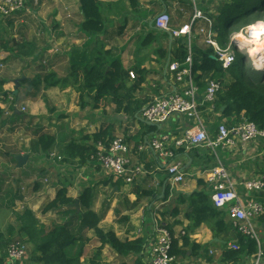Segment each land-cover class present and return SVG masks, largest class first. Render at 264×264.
I'll return each mask as SVG.
<instances>
[{
  "label": "crops",
  "instance_id": "obj_1",
  "mask_svg": "<svg viewBox=\"0 0 264 264\" xmlns=\"http://www.w3.org/2000/svg\"><path fill=\"white\" fill-rule=\"evenodd\" d=\"M80 1L26 0L22 13L0 25L1 30H7L6 42L0 37V82L2 92L12 97L4 102L5 111L0 114V212L28 209L48 228L63 225L69 221L67 216L60 212L43 214V209L59 190L65 189L68 198L79 201L80 195L91 189V210L101 216L100 229L114 233L123 242L142 241L139 253L120 254L104 245L102 264H152L155 223L162 224V214L175 210L179 215L167 217V225L180 248L184 236L190 239L183 249L185 254L176 257L177 264H253L255 256L248 251L236 263L225 262V252L231 246L242 247V237L228 215V231L219 237H214L207 225L195 232L188 229L192 212L189 196L204 192L211 197L213 187L208 184L207 175L213 168L223 167L235 184L241 204L256 201L264 205V191L249 193L244 188L246 182L264 178V140L237 142L227 148L176 149L174 141L195 125L192 119L175 114L164 123L153 124L142 118L148 105L174 93L182 94L187 88V79L179 82L170 70L179 46L187 39L171 42L168 33L155 29V17L167 13L172 28L180 29L190 23L195 8L207 16L218 17L226 0H137L136 4L130 0H100L106 23L100 33L90 35L82 31ZM190 41L192 54L193 50L210 48L197 34ZM101 46L111 51L113 59H120L135 79L125 80V89L120 93L123 107L110 96L105 107L91 105L81 109L76 88L83 81L72 74V67L85 65ZM183 68L181 65L180 70ZM41 74L54 75L50 87L31 86L33 80L45 77ZM19 79L22 80L16 97L14 81ZM208 81L195 80L200 104ZM126 109L137 111L131 114ZM221 112H217L216 103L213 109L201 108L211 141L217 138L221 124H230L221 119ZM101 132L105 133L104 143L122 138L129 147L130 166L142 168L143 173L131 184L104 172L95 159L99 143L94 135ZM166 135L175 151L173 160L158 156L150 148L153 141ZM42 136L55 139L48 154L40 149L38 142ZM71 144L82 150H69ZM86 149L93 151L84 153ZM18 155L29 156L21 168L15 160ZM174 162L181 164L185 174V181L175 186L167 169ZM53 216L56 219L50 218ZM78 224L73 222L75 230ZM253 224L257 232L260 230L263 243L258 238L264 251V220L259 218ZM76 233L80 241L74 255L81 252V262L89 263L99 253L101 242L94 230Z\"/></svg>",
  "mask_w": 264,
  "mask_h": 264
},
{
  "label": "trees",
  "instance_id": "obj_2",
  "mask_svg": "<svg viewBox=\"0 0 264 264\" xmlns=\"http://www.w3.org/2000/svg\"><path fill=\"white\" fill-rule=\"evenodd\" d=\"M130 1L133 4L137 3V0ZM80 7L84 17L82 31L89 35L100 33L106 23L100 0H81ZM218 12L219 16L215 18L212 16V18L214 21L217 18L225 19L227 38L229 37L227 28L230 31L239 30L256 22L264 25V23L259 22H264V0H231V2L223 4ZM178 53V57L173 63L184 64L188 55L187 42L179 46ZM212 56H216L213 48L193 50V76L198 82L202 79H209L222 83L223 88L218 94L216 102L217 112H221L222 108H225L221 112V119L229 122V125H235L243 119H247L259 129L264 130V65L255 68L248 55L242 54L241 67L237 76L232 70L236 60L230 67L224 68L222 63L214 60ZM72 74L81 77L83 81L76 88L78 93L77 104L81 109L91 105L93 107H105L110 96H114L113 101L120 108L123 107L124 100H122L120 93L125 89V80L130 78V72L124 69L120 59H113L111 51H106L104 46L99 47L85 65H74ZM51 77L54 78V75L39 77L37 80H33L31 86L45 85L50 87L52 85ZM228 77L230 83H227ZM2 87L3 83L0 82V95L5 94L2 92ZM126 111L134 114L137 109L131 112L126 109ZM104 136L105 133L101 132L94 135V139L98 143H109H104ZM38 143L40 149L48 154L54 147L55 139L51 136H42ZM68 149L72 151L82 150L75 144L69 145ZM92 151V149H86L84 153L88 152L89 154ZM168 194L169 190H167L165 198ZM79 201L80 208H76V201L67 197L66 190H59L56 198L43 209V214L60 212L67 216L69 221L66 224L54 225L51 228H48L28 209L23 212L14 211V223L8 224L6 230H2L0 227V264H9L7 250L12 243L16 242L17 238L31 246V255L16 262V264H102L101 251L104 245H110L120 254L139 253L141 251V240L123 242L114 233H105L100 229L101 216L91 210L93 202L91 189H86L80 195ZM189 202L192 212L189 216L191 225L188 229L191 232H195L202 225H207L214 237H219L228 231V214L223 210L216 209L208 194L195 192L189 196ZM63 209L65 210L63 211ZM172 215L177 217L179 215L178 210L169 215L167 212L163 213L162 224H160L170 231L171 228L167 225L166 219ZM261 219L264 220V215ZM74 221L79 223L77 230H94L101 242L102 246L99 253L89 263L81 262V252L74 255V250L80 241L77 237V230L74 229ZM240 237H242L240 239L242 247H238L237 250L226 251V263H236L246 251L250 255L257 254L258 244L256 240L241 234ZM245 238H248L247 242L244 241ZM189 244L190 239L187 235L183 238L181 248L178 240L174 239L171 255L183 256L185 254L183 249ZM195 246L197 247V245ZM5 251L6 256H2Z\"/></svg>",
  "mask_w": 264,
  "mask_h": 264
},
{
  "label": "built area",
  "instance_id": "obj_3",
  "mask_svg": "<svg viewBox=\"0 0 264 264\" xmlns=\"http://www.w3.org/2000/svg\"><path fill=\"white\" fill-rule=\"evenodd\" d=\"M25 8L26 0H0V25L5 20L22 13ZM260 25L256 22L248 26L247 30L236 36L234 40L242 44L241 36L248 37V29H260ZM154 26L159 31L171 34L174 39H187L188 55L185 63H172L170 66V70L176 73L179 82L184 81L185 78L187 79V88L182 94L174 93L169 97L156 100L148 105L142 112L143 120L153 124H161L168 121L175 114H183L192 119L195 125L187 130L181 139L174 141L173 146L176 149L186 148L191 150L205 146L212 149L217 147L227 148L234 146L237 142L250 143L256 140H264V130L259 129L253 122L247 119H243L235 125L221 124L218 129V136L214 141L210 140L204 127L201 118V108L204 106L214 108L217 96L221 92L223 85L217 80H209L202 104L197 101L199 89L193 76L194 62L190 40L194 34L202 37L205 45L213 48L215 57L225 68H228L234 62L232 56L230 57L228 67L225 65L223 58L229 57L228 49H223L215 40V35L213 34L215 21L213 18L195 8L190 23L180 29L172 28V19L167 13H161L156 16ZM260 33H264V26ZM250 39L251 42L256 40L254 36ZM230 62L232 63L230 64ZM181 65L184 67L182 70H180ZM254 67L257 68L256 63H254ZM130 78L135 79L133 72H130ZM6 100H12L11 95L1 94L0 114H3L5 111L4 102ZM170 141L169 135L163 136L159 140L153 141L150 144V148L158 156L167 160H173L175 158V151L169 146ZM140 150H144V148L140 147ZM128 153L129 147L125 141L122 138H116L107 144L99 143L95 159L99 162L104 172L122 178L127 184H131L137 175L143 173V170L141 167L133 168L130 166ZM167 169L174 186L185 181V174L181 170V164L171 163L167 166ZM207 182L213 187L211 200L214 207L227 212L237 233L256 240L258 251L254 255L253 264H264V251L261 249L259 235L253 224L264 215V205L256 201H250L246 206L241 204L235 184L231 180L227 170L223 167L213 168L207 175ZM244 188L249 193L262 192L264 191V178L248 181L244 184ZM155 233L157 237L156 243L152 248V264H177L176 257L171 255V248L175 239L172 232L155 223ZM231 249L237 250L238 246L233 245ZM28 256L27 244L21 241L12 243L7 250V261L9 264H16V262L22 261Z\"/></svg>",
  "mask_w": 264,
  "mask_h": 264
},
{
  "label": "rangeland",
  "instance_id": "obj_4",
  "mask_svg": "<svg viewBox=\"0 0 264 264\" xmlns=\"http://www.w3.org/2000/svg\"><path fill=\"white\" fill-rule=\"evenodd\" d=\"M226 2L229 3V2H231V0H226ZM215 17H217V16L213 15V18H215ZM259 22H263V21H259ZM225 23L226 22H225L224 18H217V20L215 21L216 28L214 29V32H213V34L215 35V40L218 42V44L223 49H228L229 57H226V58L224 57L223 58L224 62H225V65L228 67L229 61H230V57L233 56V58H234V60H236V62L233 64L234 66H233L232 70L237 74V76L239 75V70H240V67H241V59H242L241 56H242V54H247L248 55V58L250 59L251 64L253 66H254V63H256V66L264 65V55H256L255 52H254V48H256L258 43L259 42H264V33H260L262 31V27L264 25H260L261 26V30H259V31H255L254 32V29H252V28L248 29V37H246V36H243V37L248 38L251 41L250 38L254 36L256 38V40L251 42L250 45L242 46V44L237 43V41L234 40V38L236 36L240 35L241 33L245 32L247 30L248 26L247 27H243V28H241L239 30H233V31H230L227 28V30L229 32V37L227 38ZM0 31H1L0 37H2V40L5 41V37L7 36V34H6L7 30H1V27H0ZM238 45H241V46H238ZM231 63L232 62H230V64ZM227 81H229V77H228ZM227 83H230V82H227ZM19 92H20L19 90L18 91H14V95L16 97H18L19 96ZM14 211L15 210L12 209V212L11 211L0 212V227L2 228V230H6L8 224L14 223V216H13V212ZM20 212H22V211H20ZM50 218L53 219V220L56 219L54 216L50 217ZM43 219H45V218H43ZM258 232H259L258 235L260 236V239H261L260 230H258ZM15 241H22V240L20 238H17ZM261 241H262V239H261ZM24 242H25V240H24ZM262 243H263V241H262ZM27 247H29V249L31 250V246L30 245H27ZM2 256H6V251H5V253L2 254Z\"/></svg>",
  "mask_w": 264,
  "mask_h": 264
},
{
  "label": "water",
  "instance_id": "obj_5",
  "mask_svg": "<svg viewBox=\"0 0 264 264\" xmlns=\"http://www.w3.org/2000/svg\"><path fill=\"white\" fill-rule=\"evenodd\" d=\"M155 29H156V28H155ZM168 35H169V39H170V41L172 42L174 38L172 37L171 34L168 33ZM212 58H213L214 60H217V58H216L215 56H212ZM22 79H23V78H22ZM22 79H19V80H15V81H14V85L16 86V87H15V91H18V90H19L20 85H21V80H22ZM28 159H29V156H28V155H18V156H16V158H15V160H16V162H17L19 168L23 167V166L27 163ZM79 206H80V202L77 200V201L75 202V207H76V208H79ZM28 254H29V256L31 255V250L29 249V247H28Z\"/></svg>",
  "mask_w": 264,
  "mask_h": 264
},
{
  "label": "bare ground",
  "instance_id": "obj_6",
  "mask_svg": "<svg viewBox=\"0 0 264 264\" xmlns=\"http://www.w3.org/2000/svg\"><path fill=\"white\" fill-rule=\"evenodd\" d=\"M252 29H254V32H255V31L261 30V27H260V29L259 28H256V29L252 28ZM241 42H242V45H244V46L251 44V41L248 38H245L243 36H241ZM254 52L256 55H264V42H259L258 45L256 46V48H254Z\"/></svg>",
  "mask_w": 264,
  "mask_h": 264
}]
</instances>
